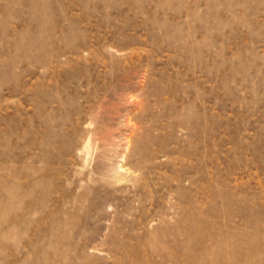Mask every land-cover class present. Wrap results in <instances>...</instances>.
<instances>
[{"label":"rangeland","instance_id":"1","mask_svg":"<svg viewBox=\"0 0 264 264\" xmlns=\"http://www.w3.org/2000/svg\"><path fill=\"white\" fill-rule=\"evenodd\" d=\"M0 264H264V0H0Z\"/></svg>","mask_w":264,"mask_h":264}]
</instances>
